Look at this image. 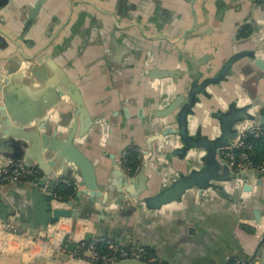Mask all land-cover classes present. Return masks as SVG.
Returning <instances> with one entry per match:
<instances>
[{"label": "crops", "instance_id": "crops-1", "mask_svg": "<svg viewBox=\"0 0 264 264\" xmlns=\"http://www.w3.org/2000/svg\"><path fill=\"white\" fill-rule=\"evenodd\" d=\"M239 52L246 54L191 106L194 138L214 139L229 125L236 141L264 125V1L0 0V167L41 171L0 184V264H86L76 244L92 237L142 244L165 264L261 254L264 176L233 171L220 153L207 183L147 203L208 165L207 148L186 145L177 132L178 115L196 69L202 81ZM73 147L93 166L97 188ZM128 147L140 165L125 170ZM57 184L74 191L61 199ZM55 207L79 214L55 219Z\"/></svg>", "mask_w": 264, "mask_h": 264}, {"label": "water", "instance_id": "water-1", "mask_svg": "<svg viewBox=\"0 0 264 264\" xmlns=\"http://www.w3.org/2000/svg\"><path fill=\"white\" fill-rule=\"evenodd\" d=\"M244 54H246V52H239L237 54L232 55L223 63L221 68L215 74L207 76L202 81H199L200 70L198 68L196 69V74L193 77L191 87L188 91V101L181 108L178 115L179 127L177 128V132L181 135L186 145H204L207 148L208 165L202 168L201 170H193L189 174H185L181 176L169 186H166L161 190H159L157 193L150 195L147 198V203L150 206L156 207L164 203L170 202L172 200L178 199L183 195L186 189L189 186H192L193 184L207 183L209 177H211L214 172L213 171L214 164L215 165L219 164V161L217 160V154H219L223 148L234 147L235 137L237 135V132L233 131L231 129V126L226 125L223 130V133L214 139H209L208 137L205 136L194 138L188 132L187 116L191 109V106L195 103L197 99L198 93L204 90L210 84L222 80L226 76V74L230 72V68L232 64L237 59L242 57ZM258 62L261 65L264 64V62L260 60H258ZM54 147L56 148V145H54ZM57 148L60 150V147L57 146ZM183 150H186V148L184 147ZM68 152L72 157V159L74 160V162L77 165H79L83 170L86 182L92 188H97L98 186L96 183V179L93 176L94 169L91 163L87 160V158L74 147L71 148ZM222 161L225 163V165H227V167H229L225 159H222ZM247 171H251V170L248 169L238 172H243L244 174H247L248 173ZM259 175L261 176V174ZM71 203L72 201L70 200L69 204ZM52 211H53V217L55 219L59 218L60 216H71V215L79 214V211L72 210L71 208L55 207L52 208ZM255 219L257 222H261V212L258 209L255 210ZM35 264H43V263H35ZM102 264H153V263L145 259L129 257V258H121L115 261H110ZM261 264H264V247L261 252Z\"/></svg>", "mask_w": 264, "mask_h": 264}, {"label": "built area", "instance_id": "built-area-1", "mask_svg": "<svg viewBox=\"0 0 264 264\" xmlns=\"http://www.w3.org/2000/svg\"><path fill=\"white\" fill-rule=\"evenodd\" d=\"M260 126H256L251 129L250 132L259 134ZM248 132L240 135L238 140L235 141L234 147L223 148L220 154L225 159L228 166L233 171L251 170L264 176V162L256 163L251 155L245 150H237L241 146L249 145L245 142V137ZM250 146V145H249ZM127 150L122 152L121 161L125 170H129V166L125 163V155ZM40 169L36 166H29L23 162L7 163L0 167V184L5 182L16 181L27 176H37L40 173ZM43 178H48V173L43 172L40 175ZM39 176V177H40ZM49 179V178H48ZM56 178V180H58ZM3 227L14 234H21V232L10 224L8 221L3 222ZM43 240L45 238L43 237ZM101 244H104L101 246ZM78 253H86V264H102L110 261H115L121 258H141L154 264H165L156 256H148L147 248L142 244H136L132 246L121 245L117 242L104 240L102 237L83 238L76 244ZM232 264H261V254H255L249 258L237 257Z\"/></svg>", "mask_w": 264, "mask_h": 264}, {"label": "trees", "instance_id": "trees-1", "mask_svg": "<svg viewBox=\"0 0 264 264\" xmlns=\"http://www.w3.org/2000/svg\"><path fill=\"white\" fill-rule=\"evenodd\" d=\"M245 142L249 145L241 146L237 148V150H245L250 155L251 158L256 163L264 162V125L261 127L259 134H254L252 132H248L245 137ZM125 155V163L127 166L131 168H135V166H139V152L134 147H128ZM55 193L61 199H67L74 191L72 185L68 184H57L54 187ZM148 256H151L149 251L147 252ZM154 264V263H153Z\"/></svg>", "mask_w": 264, "mask_h": 264}, {"label": "rangeland", "instance_id": "rangeland-1", "mask_svg": "<svg viewBox=\"0 0 264 264\" xmlns=\"http://www.w3.org/2000/svg\"><path fill=\"white\" fill-rule=\"evenodd\" d=\"M43 264H73V263H67V262H64V261H59L58 263H56L55 261L54 262H48V263H43Z\"/></svg>", "mask_w": 264, "mask_h": 264}]
</instances>
